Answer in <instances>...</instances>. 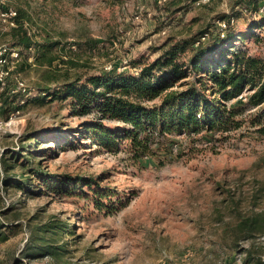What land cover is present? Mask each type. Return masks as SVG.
<instances>
[{
  "label": "rangeland",
  "instance_id": "374dc122",
  "mask_svg": "<svg viewBox=\"0 0 264 264\" xmlns=\"http://www.w3.org/2000/svg\"><path fill=\"white\" fill-rule=\"evenodd\" d=\"M238 1L0 0L18 16L15 27L0 22L9 70L0 84V226L7 236L0 264H240L251 241L264 250V236L247 240L236 228L239 219L264 213V135L246 126L228 135H168L133 162L81 135L80 124L94 114H73L69 99H35L45 94L38 86L54 92L64 73L71 80L133 73L137 61L155 59L173 39L224 38L227 25L219 24L229 15L245 38L239 44L264 55V12L254 0ZM20 24L28 48L14 36ZM45 42L55 43L52 66L35 62V46ZM45 70L57 80H45ZM39 175L66 190L81 181L64 194ZM45 243L58 258L41 249Z\"/></svg>",
  "mask_w": 264,
  "mask_h": 264
},
{
  "label": "trees",
  "instance_id": "16d2710c",
  "mask_svg": "<svg viewBox=\"0 0 264 264\" xmlns=\"http://www.w3.org/2000/svg\"><path fill=\"white\" fill-rule=\"evenodd\" d=\"M243 1L250 3V0L238 2ZM254 1L257 11L259 3ZM229 20L227 16L224 38L173 39L155 59L137 61L138 71L133 73L112 69L84 78L77 75L72 80L64 73L65 79L54 92H48V86H38L45 94L35 99L46 101L49 96L48 101L69 99L73 114H94V118L80 124L81 135L95 143L98 151L122 150L133 162L154 154V145L168 135H193L201 131L228 135L242 126L264 135V55L243 48L238 39L244 42L245 38ZM260 20L264 26V16ZM14 30L18 45L23 48L32 45L21 24ZM247 32L255 41L259 40L258 34ZM54 45L45 42L35 46L38 65L52 66L57 59L56 54H51ZM43 77L49 82L57 80L56 74L48 70ZM30 160L32 164L35 162L33 157ZM35 171L37 174L39 169ZM43 176L38 178L46 188L64 194L77 189L81 181L75 180L74 186L66 190ZM11 228L7 226V230ZM236 228L247 240L252 239L254 232L264 236V213L259 211L239 219ZM6 237L0 226V241ZM43 239L39 237L36 241ZM54 248L47 243L41 247L58 258L61 252ZM241 256L240 264H264V250L252 241Z\"/></svg>",
  "mask_w": 264,
  "mask_h": 264
},
{
  "label": "built area",
  "instance_id": "2783aa9c",
  "mask_svg": "<svg viewBox=\"0 0 264 264\" xmlns=\"http://www.w3.org/2000/svg\"><path fill=\"white\" fill-rule=\"evenodd\" d=\"M166 0H157V2L161 3L164 2ZM209 0H194V4L195 5H200L203 4L205 2H208ZM224 2H227V0H223ZM258 9L257 11L260 12H264V0H260V2H258ZM230 16V22L233 23L234 22V18L233 16ZM0 22L7 28H12L17 26L18 23V16H17V12L16 10H13L11 8H0ZM221 29H223L226 26V22H222L221 24ZM27 34L29 35V30L27 31ZM7 48L0 47V84H4L5 82V78L9 72L8 68H3L4 64L7 63ZM10 56L12 58H15L18 56L17 52L15 50H12L10 52ZM109 69V68H108ZM241 97V95H240Z\"/></svg>",
  "mask_w": 264,
  "mask_h": 264
}]
</instances>
